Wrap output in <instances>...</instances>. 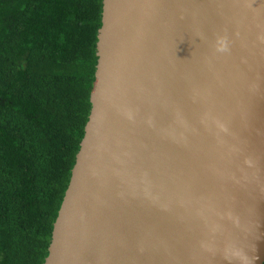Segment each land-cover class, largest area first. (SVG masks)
<instances>
[{
  "label": "water",
  "instance_id": "obj_1",
  "mask_svg": "<svg viewBox=\"0 0 264 264\" xmlns=\"http://www.w3.org/2000/svg\"><path fill=\"white\" fill-rule=\"evenodd\" d=\"M262 33L264 0H103L44 264H264Z\"/></svg>",
  "mask_w": 264,
  "mask_h": 264
},
{
  "label": "trees",
  "instance_id": "obj_2",
  "mask_svg": "<svg viewBox=\"0 0 264 264\" xmlns=\"http://www.w3.org/2000/svg\"><path fill=\"white\" fill-rule=\"evenodd\" d=\"M103 0H0V264H44L91 113Z\"/></svg>",
  "mask_w": 264,
  "mask_h": 264
},
{
  "label": "clouds",
  "instance_id": "obj_3",
  "mask_svg": "<svg viewBox=\"0 0 264 264\" xmlns=\"http://www.w3.org/2000/svg\"><path fill=\"white\" fill-rule=\"evenodd\" d=\"M257 39H258L260 44H264V33L260 34L257 37ZM215 51L217 53H221V54L230 53V51H231V49H230V41H229V38L226 35L217 37V41H216V45H215ZM201 247L202 248L204 247L203 244H201ZM239 251L245 257L248 256L243 248H240ZM223 259H225L228 262V264H233V261H240V257L237 256V255H233V256L230 257V256L224 254Z\"/></svg>",
  "mask_w": 264,
  "mask_h": 264
}]
</instances>
